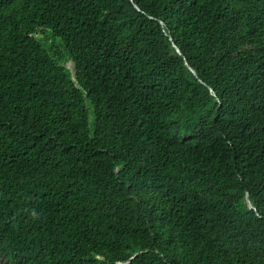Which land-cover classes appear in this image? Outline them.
Instances as JSON below:
<instances>
[{"label": "trees", "instance_id": "1", "mask_svg": "<svg viewBox=\"0 0 264 264\" xmlns=\"http://www.w3.org/2000/svg\"><path fill=\"white\" fill-rule=\"evenodd\" d=\"M0 264H264V0H0Z\"/></svg>", "mask_w": 264, "mask_h": 264}, {"label": "rangeland", "instance_id": "2", "mask_svg": "<svg viewBox=\"0 0 264 264\" xmlns=\"http://www.w3.org/2000/svg\"><path fill=\"white\" fill-rule=\"evenodd\" d=\"M37 36L41 37L42 39L48 41V36L46 31L42 29L40 26L37 27ZM66 67H68L73 72V64L71 60H67L63 63Z\"/></svg>", "mask_w": 264, "mask_h": 264}, {"label": "water", "instance_id": "3", "mask_svg": "<svg viewBox=\"0 0 264 264\" xmlns=\"http://www.w3.org/2000/svg\"><path fill=\"white\" fill-rule=\"evenodd\" d=\"M246 200H247V203H248L249 207L251 208V206H250V203H249V201H248V197H247V196H246Z\"/></svg>", "mask_w": 264, "mask_h": 264}]
</instances>
